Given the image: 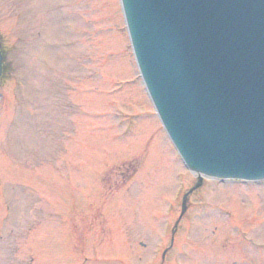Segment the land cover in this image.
<instances>
[{
	"label": "rangeland",
	"instance_id": "1",
	"mask_svg": "<svg viewBox=\"0 0 264 264\" xmlns=\"http://www.w3.org/2000/svg\"><path fill=\"white\" fill-rule=\"evenodd\" d=\"M0 45V264H264V180L204 179L173 228L196 177L119 0H0Z\"/></svg>",
	"mask_w": 264,
	"mask_h": 264
},
{
	"label": "water",
	"instance_id": "2",
	"mask_svg": "<svg viewBox=\"0 0 264 264\" xmlns=\"http://www.w3.org/2000/svg\"><path fill=\"white\" fill-rule=\"evenodd\" d=\"M120 6L147 96L196 177L182 196L176 229L204 179L264 180V0H120ZM2 63L0 51V78Z\"/></svg>",
	"mask_w": 264,
	"mask_h": 264
},
{
	"label": "trees",
	"instance_id": "3",
	"mask_svg": "<svg viewBox=\"0 0 264 264\" xmlns=\"http://www.w3.org/2000/svg\"><path fill=\"white\" fill-rule=\"evenodd\" d=\"M3 71L5 72V67L3 66Z\"/></svg>",
	"mask_w": 264,
	"mask_h": 264
}]
</instances>
